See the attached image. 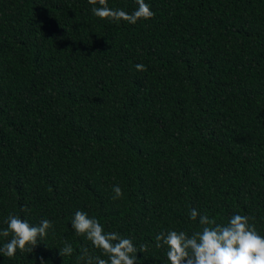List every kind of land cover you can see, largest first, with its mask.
Wrapping results in <instances>:
<instances>
[{
  "label": "trees",
  "instance_id": "trees-1",
  "mask_svg": "<svg viewBox=\"0 0 264 264\" xmlns=\"http://www.w3.org/2000/svg\"><path fill=\"white\" fill-rule=\"evenodd\" d=\"M145 3L133 25L88 0H0V229L53 223L0 264L107 259L71 229L77 210L147 245L138 264H169L155 236L199 230L193 208L254 216L264 236V0Z\"/></svg>",
  "mask_w": 264,
  "mask_h": 264
},
{
  "label": "clouds",
  "instance_id": "clouds-1",
  "mask_svg": "<svg viewBox=\"0 0 264 264\" xmlns=\"http://www.w3.org/2000/svg\"><path fill=\"white\" fill-rule=\"evenodd\" d=\"M88 3L92 6L93 15L101 20L125 21L134 25L154 16L145 0H136L137 8L131 13L110 8L107 0H88ZM135 67L137 71L146 70L142 64ZM112 191L113 199L123 195L119 185H114ZM21 211L28 212L30 209L23 206ZM189 218L198 220L199 230H193L191 234L168 230L155 236L156 248L167 246L169 264H264V236L257 232L254 216L234 214L225 224L193 208ZM4 224L6 227L0 229V237L10 238L0 247V253L9 258L17 250L31 252L38 238H43L53 228V223L48 219L32 225L15 214H9ZM71 229L78 236L84 235L95 249L107 257L92 256L85 247L78 258L83 264H138L136 254L147 250V245H142L138 250L132 239L123 237L119 232H105L97 219L81 210L74 213ZM73 252L72 245L65 242L59 255L71 256Z\"/></svg>",
  "mask_w": 264,
  "mask_h": 264
}]
</instances>
